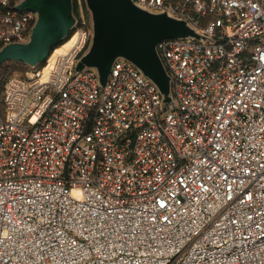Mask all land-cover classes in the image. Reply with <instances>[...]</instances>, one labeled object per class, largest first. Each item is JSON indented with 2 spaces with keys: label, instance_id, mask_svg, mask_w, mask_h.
<instances>
[{
  "label": "built area",
  "instance_id": "obj_1",
  "mask_svg": "<svg viewBox=\"0 0 264 264\" xmlns=\"http://www.w3.org/2000/svg\"><path fill=\"white\" fill-rule=\"evenodd\" d=\"M25 1L0 0V54ZM131 2L192 32L155 45L171 99L125 56L81 68L84 19L0 74V264H264V0Z\"/></svg>",
  "mask_w": 264,
  "mask_h": 264
},
{
  "label": "water",
  "instance_id": "obj_2",
  "mask_svg": "<svg viewBox=\"0 0 264 264\" xmlns=\"http://www.w3.org/2000/svg\"><path fill=\"white\" fill-rule=\"evenodd\" d=\"M87 1L94 13L96 34L85 60L103 71L101 80L106 81L114 58L122 55L168 92L169 79L155 45L165 38L191 34L186 25L166 15L142 11L131 0ZM20 8L39 12V20L28 43L11 44L1 52L0 65L6 60L42 63L53 46L67 36L75 21L72 0H26Z\"/></svg>",
  "mask_w": 264,
  "mask_h": 264
},
{
  "label": "rangeland",
  "instance_id": "obj_3",
  "mask_svg": "<svg viewBox=\"0 0 264 264\" xmlns=\"http://www.w3.org/2000/svg\"><path fill=\"white\" fill-rule=\"evenodd\" d=\"M72 1H73V16L75 19L73 26H75L76 23L81 24L82 20L84 19L86 22V28L95 36L96 22L94 18V13L92 9L90 8V6L88 5V1L87 0H72ZM64 40H66V37L65 39L60 41L58 44L54 45L52 50L54 49V47H58L60 43H62ZM68 46L69 44L67 43V44L61 45L57 49H62V47H64V49H68ZM93 46H94V39H93L91 46L81 54V57L78 63L80 64L81 68H87V67L94 68L95 70L99 72V75L102 79L103 71L98 67V65L89 64L85 60L87 55L92 50ZM40 66H42V63L29 64L27 62L20 61V60H6L3 62V65L1 66V77H2L1 81H4L10 76H17V75L27 76ZM165 95L170 99L173 97V94L170 90L168 92H165ZM3 115H4V108L2 104L0 103V117H2Z\"/></svg>",
  "mask_w": 264,
  "mask_h": 264
},
{
  "label": "bare ground",
  "instance_id": "obj_4",
  "mask_svg": "<svg viewBox=\"0 0 264 264\" xmlns=\"http://www.w3.org/2000/svg\"><path fill=\"white\" fill-rule=\"evenodd\" d=\"M66 49H64V47H62V49H57V51H56V53L57 52H63V51H65Z\"/></svg>",
  "mask_w": 264,
  "mask_h": 264
},
{
  "label": "trees",
  "instance_id": "obj_5",
  "mask_svg": "<svg viewBox=\"0 0 264 264\" xmlns=\"http://www.w3.org/2000/svg\"><path fill=\"white\" fill-rule=\"evenodd\" d=\"M2 65H3V64H2ZM2 65H1V66H2ZM0 74H1V67H0Z\"/></svg>",
  "mask_w": 264,
  "mask_h": 264
}]
</instances>
